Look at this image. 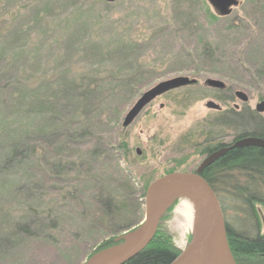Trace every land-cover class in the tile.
<instances>
[{
	"label": "rangeland",
	"instance_id": "374dc122",
	"mask_svg": "<svg viewBox=\"0 0 264 264\" xmlns=\"http://www.w3.org/2000/svg\"><path fill=\"white\" fill-rule=\"evenodd\" d=\"M236 1L220 17L207 0H0V264H85L103 242L136 227L112 234L91 227L103 214L98 202L114 198L126 216L118 225L139 226L144 185L196 171L207 148L233 140L220 114L234 105L254 111L264 101V0ZM13 29L21 33L11 37ZM134 73L130 87H122ZM176 77L195 83L159 96L121 126L142 94ZM68 83L97 90L100 103L92 116L76 119V108L66 104L70 111L53 119L59 131L43 136L37 101ZM209 101L222 111L205 108ZM83 128L89 138L69 141ZM14 143L19 153L6 162ZM120 143L124 155L115 151ZM91 146L105 153L88 164ZM218 194L226 223L254 235L244 209L224 190ZM180 202L161 208L159 227L181 252L194 235L175 211ZM256 210L264 235V209Z\"/></svg>",
	"mask_w": 264,
	"mask_h": 264
},
{
	"label": "trees",
	"instance_id": "16d2710c",
	"mask_svg": "<svg viewBox=\"0 0 264 264\" xmlns=\"http://www.w3.org/2000/svg\"><path fill=\"white\" fill-rule=\"evenodd\" d=\"M45 9H49V7L46 6ZM9 32H11V37L21 33H18L17 29H13ZM62 40L64 43L71 42L70 37H64ZM65 47L70 48L71 45L65 44ZM37 50L38 49L35 51ZM22 53L23 50L20 48L19 52L15 53V58H19ZM212 53L213 51L211 50L206 51V54H204L205 58L208 59L209 57H212ZM136 74L137 73L128 75L126 80L122 82V87H130L131 81ZM11 94L14 96V92ZM15 94L20 97L22 93L20 90H15ZM100 96L101 93L97 90H91L88 87L84 89L82 88L81 90L78 89L77 85H72L71 83L62 85L61 88H57V90L52 92V95L50 93L49 95H43V100L42 98L39 99L36 106L42 110V112L40 110L39 113H42V120L43 122H46V126L42 127L39 131L43 134V136H47L49 134L54 136L59 131L61 126L53 119L58 117L59 119L57 121H59L64 113L70 111L67 110V105L76 108L71 116L72 118L75 117L76 119L79 116L87 117V115L92 116L96 107L100 103L98 102V98ZM52 100L55 101L53 102ZM220 116V127H226L233 130L235 140L252 135L264 140V118H261L254 111L247 110L240 112L229 110L221 113ZM48 121L51 122V125ZM82 131V134H72L69 141L73 140L75 142L79 138H89L91 136L90 132H88V128H83ZM19 148H21L20 143H14L9 147V149L12 150L13 157L6 162H11L12 159L16 157L17 153H19ZM215 149L216 148L213 150ZM213 150L212 148H207V152H205L209 154L212 153ZM115 151L123 153L122 155H124L126 147L120 143L119 146L115 148ZM104 153L105 152H102L100 148L91 146L90 150L87 152V155L90 156L87 157L85 161H87L86 163L91 164L94 159L97 161L100 160V158L103 157L102 154ZM201 177L207 182L212 191H214L218 201L219 191L224 190V192L230 194L233 202L237 203V205H240L241 208L244 209L243 213L245 214V217L248 216V220L251 223L254 235L248 236L242 233H236L224 220L228 244L235 264H264V235L259 233L261 224L256 210V205H260L264 209V148L242 147L241 149H233L213 164L205 167L201 173ZM127 179H124V185L128 183ZM146 188L147 184L143 187L144 192ZM96 199L98 201V197H96L95 200ZM100 202H103V204H99ZM100 202L97 204L103 209V214L102 216L100 215L99 219L97 218L91 221V227L96 228L99 231L108 230L111 234L115 231L122 232L129 230L134 226L136 227L133 230L139 227L137 226L138 224L135 225L131 222L118 225V221H122L124 217L121 216L120 213L123 209L118 208L114 198L109 197ZM221 208L223 213L224 208L222 206ZM123 242L122 237L118 239H108L103 242L101 246L97 247V249H95L96 251L92 253L90 257L101 250L121 243L123 244ZM180 253V251L174 248L171 237L163 232L158 225L155 236L144 251H141L124 264H171Z\"/></svg>",
	"mask_w": 264,
	"mask_h": 264
},
{
	"label": "water",
	"instance_id": "95a60500",
	"mask_svg": "<svg viewBox=\"0 0 264 264\" xmlns=\"http://www.w3.org/2000/svg\"><path fill=\"white\" fill-rule=\"evenodd\" d=\"M100 1L111 4L117 0ZM207 1L220 17L230 15L232 8L238 4L236 0ZM194 83V80L186 77H176L160 82L142 94L130 110L126 112L121 126L123 128L128 127L140 112L159 96ZM205 84L207 87L217 90L225 88L222 82L216 80H206ZM235 97L241 103L248 101L243 92H236ZM205 108L220 111V107L212 101L207 102ZM255 108L258 114L264 113V102L259 103ZM242 147L264 148V141L256 138L238 140L231 147L220 149L207 157L200 167L192 173H171L154 181L145 190V201H143L145 202V214L139 227L123 237V244L99 251L90 257L85 264H124L141 251H144L156 234L162 212L161 201L163 197L171 191L182 189L193 191L201 197L206 206L208 225L204 232L198 236H193L187 248L181 251L171 264H235L228 244L222 208L214 191L201 177V173L205 167L213 164L226 155L227 152ZM137 154H139V150H137ZM191 261L193 262L191 263Z\"/></svg>",
	"mask_w": 264,
	"mask_h": 264
},
{
	"label": "bare ground",
	"instance_id": "6f19581e",
	"mask_svg": "<svg viewBox=\"0 0 264 264\" xmlns=\"http://www.w3.org/2000/svg\"><path fill=\"white\" fill-rule=\"evenodd\" d=\"M176 199L181 200V202L175 211L183 217L192 234L198 236L204 232L208 225V216L201 197L193 191L174 190L163 197L161 208L169 206Z\"/></svg>",
	"mask_w": 264,
	"mask_h": 264
},
{
	"label": "flooded vegetation",
	"instance_id": "af4514ba",
	"mask_svg": "<svg viewBox=\"0 0 264 264\" xmlns=\"http://www.w3.org/2000/svg\"><path fill=\"white\" fill-rule=\"evenodd\" d=\"M225 89V88H224ZM224 89H222V90H224ZM235 93L236 92H234V97H235ZM236 98V97H235ZM261 102H264V101H261ZM260 102V103H261ZM259 104V103H258ZM258 104H256V106L258 105ZM220 107V106H219ZM256 109V108H255ZM233 110L234 111H237L238 110V106L237 105H234L233 106ZM222 111V108L220 107V111H215V112H218V113H220ZM254 112L256 113V114H258L257 112H256V110H254ZM259 115V114H258ZM246 138H256V139H261V138H258V137H255V136H247V137H245V138H241V139H246ZM241 139H238V140H241ZM238 140H235L234 138H233V140L230 142V143H228V144H222V145H217L216 146V149L215 150H213L212 151V153H209L204 159H203V161L201 162V164L204 162V160L207 158V157H209L210 155H212L214 152H216V151H219L220 149H223V148H229V147H231L235 142H237ZM261 140H263V139H261ZM264 141V140H263ZM246 148H248V147H246ZM258 148V147H257ZM228 153V152H227ZM226 153V154H227ZM216 162V161H215ZM200 164V165H201ZM200 167V166H199ZM198 167V168H199ZM197 168V169H198Z\"/></svg>",
	"mask_w": 264,
	"mask_h": 264
}]
</instances>
